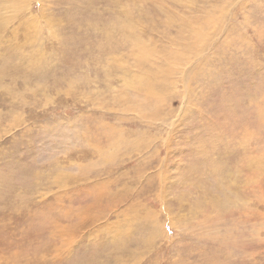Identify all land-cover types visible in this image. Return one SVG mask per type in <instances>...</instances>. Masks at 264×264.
Segmentation results:
<instances>
[{"label": "rangeland", "instance_id": "1", "mask_svg": "<svg viewBox=\"0 0 264 264\" xmlns=\"http://www.w3.org/2000/svg\"><path fill=\"white\" fill-rule=\"evenodd\" d=\"M0 264H264V0H0Z\"/></svg>", "mask_w": 264, "mask_h": 264}, {"label": "bare ground", "instance_id": "2", "mask_svg": "<svg viewBox=\"0 0 264 264\" xmlns=\"http://www.w3.org/2000/svg\"><path fill=\"white\" fill-rule=\"evenodd\" d=\"M148 89H149V90H151V89H152V84H150V85L148 86Z\"/></svg>", "mask_w": 264, "mask_h": 264}]
</instances>
